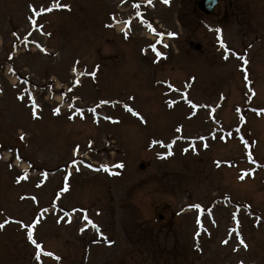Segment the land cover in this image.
Returning a JSON list of instances; mask_svg holds the SVG:
<instances>
[{
    "label": "rangeland",
    "instance_id": "374dc122",
    "mask_svg": "<svg viewBox=\"0 0 264 264\" xmlns=\"http://www.w3.org/2000/svg\"><path fill=\"white\" fill-rule=\"evenodd\" d=\"M197 1L0 0V264H264V0Z\"/></svg>",
    "mask_w": 264,
    "mask_h": 264
},
{
    "label": "snow or ice",
    "instance_id": "6c2138e0",
    "mask_svg": "<svg viewBox=\"0 0 264 264\" xmlns=\"http://www.w3.org/2000/svg\"><path fill=\"white\" fill-rule=\"evenodd\" d=\"M148 2L149 3H151V0H148ZM163 2H165V3H167V0H163ZM57 7H59L60 5H56ZM65 7H66V5H65ZM49 10H51V9H49ZM220 30L219 29H217V32H219ZM169 35H172L171 33H169ZM221 46L222 47H224V45H223V42L221 41ZM155 50V49H154ZM157 55L159 56V55H161L160 53H157ZM225 59H227V57H225ZM245 63H246V61H245ZM73 71H75V69H73ZM92 75L94 76L95 75V73H92ZM76 83L78 84L79 83V81L77 80L76 81ZM129 111H132L131 109H128ZM57 114H58V112H59V109H55L54 110ZM134 115L136 114V113H133ZM177 131H179V129H177ZM21 139H23V137H21ZM155 143V142H154ZM169 154H171V153H169ZM105 167V170H107V166H104ZM116 167H123V165L121 164V165H116ZM241 179H243V177H241ZM65 190H67L66 188H65ZM195 207H199V206H195ZM85 219H87V217H85ZM89 223H91L90 221H89ZM0 227H3V225H0ZM28 239L30 240V241H32L33 243H36L34 240H33V237H32V232L31 231H29V233H28ZM40 246L37 244V248H39ZM48 255H51V253H49ZM58 259V258H57Z\"/></svg>",
    "mask_w": 264,
    "mask_h": 264
},
{
    "label": "water",
    "instance_id": "95a60500",
    "mask_svg": "<svg viewBox=\"0 0 264 264\" xmlns=\"http://www.w3.org/2000/svg\"><path fill=\"white\" fill-rule=\"evenodd\" d=\"M217 4V0H200L199 1V3H198V9L201 11V12H203V13H205V14H207V15H209V14H211L212 13V11H213V8H214V6ZM196 48L198 49L199 48V46H196ZM140 168H144V165H140Z\"/></svg>",
    "mask_w": 264,
    "mask_h": 264
}]
</instances>
